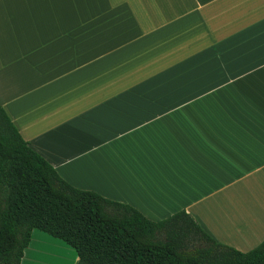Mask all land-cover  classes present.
Masks as SVG:
<instances>
[{
    "label": "crops",
    "instance_id": "0c3cea01",
    "mask_svg": "<svg viewBox=\"0 0 264 264\" xmlns=\"http://www.w3.org/2000/svg\"><path fill=\"white\" fill-rule=\"evenodd\" d=\"M0 106L71 186L264 240V0H0ZM39 230L21 264H76Z\"/></svg>",
    "mask_w": 264,
    "mask_h": 264
},
{
    "label": "trees",
    "instance_id": "16d2710c",
    "mask_svg": "<svg viewBox=\"0 0 264 264\" xmlns=\"http://www.w3.org/2000/svg\"><path fill=\"white\" fill-rule=\"evenodd\" d=\"M33 230L73 248L76 264H264V240L241 252L215 241L184 210L151 221L130 205L74 188L0 106V264H21Z\"/></svg>",
    "mask_w": 264,
    "mask_h": 264
}]
</instances>
